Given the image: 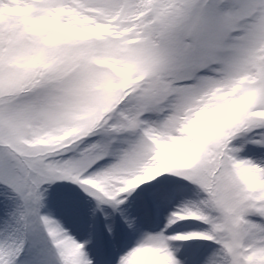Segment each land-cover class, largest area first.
<instances>
[{
	"label": "snow or ice",
	"instance_id": "obj_1",
	"mask_svg": "<svg viewBox=\"0 0 264 264\" xmlns=\"http://www.w3.org/2000/svg\"><path fill=\"white\" fill-rule=\"evenodd\" d=\"M0 264H264V0H0Z\"/></svg>",
	"mask_w": 264,
	"mask_h": 264
},
{
	"label": "rangeland",
	"instance_id": "obj_2",
	"mask_svg": "<svg viewBox=\"0 0 264 264\" xmlns=\"http://www.w3.org/2000/svg\"><path fill=\"white\" fill-rule=\"evenodd\" d=\"M84 194L76 185L70 184V182L62 181L56 182L49 188V195L47 197L49 207L55 212L57 216H64L68 223L74 227L78 226L76 223L75 215L69 214L66 209V201L70 199L81 211H83L87 205L85 203ZM179 205H173V208ZM104 219L103 215H99V220ZM196 223V222H192ZM190 231H196V228H190ZM210 243V242H203Z\"/></svg>",
	"mask_w": 264,
	"mask_h": 264
}]
</instances>
